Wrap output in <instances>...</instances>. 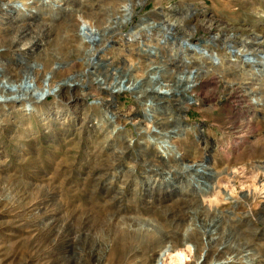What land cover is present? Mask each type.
<instances>
[{
	"label": "rangeland",
	"instance_id": "rangeland-1",
	"mask_svg": "<svg viewBox=\"0 0 264 264\" xmlns=\"http://www.w3.org/2000/svg\"><path fill=\"white\" fill-rule=\"evenodd\" d=\"M29 1L0 0V5L15 2L19 6ZM127 1L141 3L133 7L125 26L117 30L115 24L105 28L106 24L101 23L98 28H84L82 35L95 46L96 51L90 57L85 53L80 56L77 51L80 45L72 37L77 32L76 17L71 7L80 9L83 5L81 13L100 25V20L107 19ZM45 4L37 2L39 8ZM4 11L0 6V40H3L0 51L9 55L2 61L16 66L17 60H31L33 50L28 51V46L21 44L20 48L26 51L24 54L6 50L8 37L5 30L9 23ZM192 12L195 18H190ZM43 17L44 22L36 20L38 24L33 29L34 34L44 36L43 42L46 43L44 48H40L54 59L42 55L39 61L47 72L67 68L52 77L50 94L45 102L58 99L57 94L65 98L66 95L83 92L81 103L87 106L90 119L91 115H94L93 122L101 119L102 112L106 110L108 121L116 127L109 137L114 140L113 147L116 151H124L127 156L116 162L115 176L93 177L87 174V170L108 168L112 158L92 156L87 159V153L94 149L91 138L94 140L102 135V132L92 131L90 122L87 124L89 136L78 127L77 130L72 129L64 140L53 141L39 136L36 142L30 136L24 142L18 140L20 144L24 143L22 146L9 138V128L5 132L0 128L10 160L8 173L0 177V189L10 184L11 173H16L22 179L20 186L25 191L24 199L12 202L6 198L10 204L0 208V264H95L81 251L82 232H86L89 241L96 242L98 252L105 250L103 253L106 254L99 252L105 255L104 263L130 264L133 261L130 254L138 250L146 264L152 258L154 245L151 241L144 238L132 240L129 244L127 238L121 244L119 240L117 244L111 241L113 232L122 233L120 229L129 224L126 219L133 218L135 226L154 227L158 235L174 238L185 229L188 232L196 229L203 239L200 247L205 246L212 252L211 246L228 245L244 253L237 264H264V77L251 73L252 66L243 65L238 57H231L223 45L245 47L254 57L264 52V0H60L55 14ZM143 17L162 23L139 30L137 35L140 38L131 39L132 31L137 29ZM181 18L184 21L177 24ZM200 22L212 23L211 30L198 27ZM166 24L172 28L169 32L159 28ZM193 24L198 29L190 28ZM161 32L166 35L167 43L156 41V35H161ZM189 32L191 40L197 43L208 39L211 34H219L209 47L224 58L223 65L218 68L216 62L212 64L189 52L187 56L193 62L183 64L184 50L175 55L170 40H180ZM227 34L233 36L226 38ZM141 38L155 46L158 52L152 56L144 54ZM73 62L76 65L70 67ZM31 65L40 70V62H32ZM255 66L262 67L260 63ZM151 67L160 70L153 82L147 85ZM261 70L264 71L263 67ZM189 71H193L192 77ZM128 73L138 79L136 89L130 91L122 87L121 91L114 89L112 93L115 82L130 78ZM103 78L109 84H102ZM67 80L78 88L74 87L63 95L56 83ZM191 80L196 84L182 93V87ZM39 82L44 85L42 79ZM251 84L261 98L258 105H253L249 95L244 94ZM156 86L161 92L168 89L169 95L158 97L151 93L150 89ZM144 89L148 92L140 95L139 90ZM81 111L72 115H79ZM161 115L172 116L165 127L171 131L169 140L181 154V160L188 164L202 162L207 170L218 175L214 180L217 187L206 195L203 196L201 191L197 193L198 199L195 198L193 191L200 186L192 178L185 181L183 174L166 169L171 162H165L169 161L168 158L151 139L155 132L151 120ZM174 125H179L176 134L172 132ZM120 140L124 143L119 144ZM125 142L128 149H124ZM143 147L147 148L144 152ZM35 160H38L37 164ZM211 172L209 176H213ZM37 187L42 188L40 192ZM201 189H207L205 182L201 183ZM3 196L1 193L0 198ZM35 199L42 202L41 209L29 208L30 201H39ZM211 207H216L219 212H212ZM47 208L56 214V219L39 218ZM213 228V233L207 235ZM46 232H50L48 237L44 235ZM72 236L77 237L74 246L70 243ZM181 242L178 240L177 247L184 254L182 264H195L197 261L200 264L202 259L194 254L195 243L187 241L184 245ZM209 262L210 259L204 263ZM160 264L179 263L173 255L164 258Z\"/></svg>",
	"mask_w": 264,
	"mask_h": 264
},
{
	"label": "bare ground",
	"instance_id": "bare-ground-1",
	"mask_svg": "<svg viewBox=\"0 0 264 264\" xmlns=\"http://www.w3.org/2000/svg\"><path fill=\"white\" fill-rule=\"evenodd\" d=\"M39 1H43L46 4L39 8L38 7L39 4L37 5V2H39ZM59 1L60 0H31L27 3H24V4L19 5V6L16 5L15 2H13L11 4L3 2L0 5L2 8L5 9L4 14L7 16V19H8L7 23H9L8 29L5 30L7 33L6 36L8 37L6 39V42H5L7 44L6 50L14 52V53L19 52L20 54L26 53L25 50H22V48H20V44L22 46H28V49H26L28 51L30 49L33 50V52H32L33 54L30 56L31 60L24 61V62L17 60V62H15L16 66H10L8 63H3L2 59L5 56H8L9 54L7 55L6 52L0 51V128H1V131H3V132H5L6 128H9V132H10L9 138L13 139L18 145L22 146V145H24V143L20 144L19 141L21 140L24 142V141H26V138H28L30 136L31 137L33 136V138L36 142H37V139L39 136L47 137L53 141L54 140L56 141L58 139L60 141L62 139L64 140V138L67 137L68 133L72 129L77 130L78 127L81 131L88 132L87 136H89L90 132L88 131V125L87 124H88V122H90L92 131L93 132H95V131L102 132V135L98 138H95L96 140L95 139L93 140L91 138V144H92V147L94 149H91L90 152L87 153V155H86L87 159L92 157V156H94L96 158L105 156L104 158H112V161L110 162V166L108 168L99 169V167L95 166L97 168L93 167L94 169L87 170V174L93 175V177L94 176L95 177H98V176L102 177V176H108V175L115 176L117 173L116 169H115L116 162L119 160L120 157L122 158V156L123 157L127 156V154H123L124 151L118 150L121 148V146L117 147L118 151H116V149H114V147H113L112 142L114 140H110L109 137L111 136V134L113 133V130L116 127H115V125H111V123L108 121L109 117L107 116L108 114H107L106 110L104 112H102L103 117L101 119H96V121L93 122L94 115H91V119H90V114H89V111L87 109V106H84L81 103L83 101L84 93L83 92H77V93H73V95H66L71 90H73L74 87L76 89L78 88L73 83H72V85L69 84L68 80L66 82L57 81V83H56V86L59 90V93L66 95L65 98L64 97L60 98L59 97L60 95L57 94L58 99L54 98L49 103L45 102L47 97L50 94L49 91H50V84L51 83L49 84V82L50 81L52 82V80H51L52 77H54L55 73H61L63 71H66L67 68H65L64 70L56 69V70L49 71V72L46 71L45 67L42 65V61H39L41 59L42 55H44L45 57L48 55L47 53L45 54V50H42L44 48V44L46 42L45 43L43 42L44 36H42L41 33H35L34 34L33 29H34V27H36L35 25L38 24L36 22V20L44 22L45 17H43V16H47V15L51 16V15L55 14L56 10L59 8ZM140 3H141L140 1L123 2V4L119 5L115 9V11L112 13V15L106 17L107 19H105V20L103 19L102 21L100 20L99 21L100 25H96L94 23V21H92L90 18H87L85 16V14L81 13L80 9L84 8L83 5L80 6V9H76V8L73 9L71 7V10L74 11L73 14L76 17V32H77V34L73 35L72 37L74 39H77L76 43L80 45V49H77L79 55L82 56L85 53V55H87V56L89 55V57H90V56L94 55L95 51H96L95 46H93L92 43H90V41H88V39L84 35H82V33H84V28L94 29V28L100 27L101 23L102 24L105 23L106 24L104 26L105 28H109L115 24L117 27V30H118V29H120L121 26H123V25L125 26L127 24V20H130V16H131V13L133 11V7L135 5L140 4ZM34 4H36V5H34ZM91 4L93 5V3H90L89 5H91ZM61 9L65 10L64 7H62ZM92 9H95V8H92ZM99 9H101V8H99ZM194 14L195 13H193V12L190 13L189 14V16H191L190 18H195ZM69 15H72V14H69ZM72 18L73 17H71V19ZM183 21H184L183 18H181L176 22L178 24V23H182ZM160 22L149 21L146 19V17L141 18L139 20L137 26H136L137 29L135 31L134 30L132 31L133 35L130 36L131 39L136 38V37L140 38L137 35V32L139 30H142L145 28H147V29L154 28ZM104 27H102V28L105 29ZM198 27H201L206 31H210L211 27H212V23L200 22ZM198 27H196L195 24H193V26L191 25L190 28H194V30H196V29H198ZM63 28H65V27H63ZM159 28L164 32H169L172 29V28H170V26H168V24H166L164 26H160ZM70 29H69V31H70ZM72 31H70V32H72ZM164 32L163 33L161 32L162 33L161 35L160 34L156 35L157 36L156 41L158 43H165L167 41V37L164 34ZM70 35H71V33H70ZM190 35H191V33L189 32L185 35V37H183L182 39L180 38V40H176V41L174 39L170 40V45L172 46L171 50L175 53V55L179 54V52H178L179 50H181V49L184 50V52H183L184 54L181 57L183 64H192V62H193L192 59L189 56H187V53L189 52V53H191V55H198L197 58H204L205 60H209V62L212 64H214L216 62L218 64V66H217L218 68L221 65H223L224 58L219 53H217L215 50H213L209 47V44L213 43V40L216 39L218 36H220L219 34H217V33L211 34L208 39H205L204 41H201L198 43L191 40ZM232 36L233 35H231V34L230 35L227 34L226 38H229ZM65 38H66V36H65ZM141 42H143V46L145 47V49H142V52L144 54L152 56L158 52L157 48L155 46H152L151 43H145L144 39H142V38H141ZM2 43H3V40H0V44H2ZM223 43H225V42H223ZM90 44H91V46H90ZM223 45L227 48L226 50L228 51V53L230 54L231 57L233 56L235 58H237V57L240 58L243 65L244 64H250L252 66V72L251 73L260 74L264 77V71L261 70L262 67L264 69V54H262L264 52H262V53L259 52L257 57H254L250 54L251 53V52H249L250 49H247L245 47H235L232 44H227V45L223 44ZM1 46H3V45H0V47ZM40 47H43V48L41 49ZM9 48H12V50H9ZM75 55L77 56V54H75ZM48 56L53 58V56L50 54ZM59 61L57 63H60ZM32 62H36V63L40 62V64H41L40 70H39V68L32 67V65H31ZM61 62H63V61H61ZM257 63H260L262 67L260 68L258 66H255ZM82 64H83V62H82ZM71 65L72 66H70V67L75 66L76 62H73ZM157 67L161 68V65H158ZM157 67H155V68L151 67L150 68V72H148V74H147L148 75L147 82H146L147 85L150 82H153L155 75L156 76L158 75V72L160 69ZM81 72H83V70H81ZM129 75H130L129 79L121 80V81H118L117 83L115 82V85L114 86L112 85L113 86L112 87V93H114V91H113L114 89H116L117 92L121 91L122 87H125L126 90H130V91L136 89V87H137L136 84L138 82V79L135 78L134 74H129ZM189 75H190V77H192L193 71H189ZM187 78H189V77H187ZM39 79H42V81L44 82V85H41V83L39 82ZM98 82L101 83L100 80ZM102 84H109V83H107V81L103 78ZM195 84H196V82L194 80L193 81L191 80V82H188V84H185V85L183 84L184 86L181 89V91H183L182 93H185L184 91L190 90ZM263 84H264V82H263ZM249 87L250 88L247 91H245L244 94L249 95V100L253 105H258L261 98L259 95H256V92H254V89L256 87L253 86V84H251ZM159 89L160 88H158L156 86V87H152L150 90H151V93H154L158 97H163V96L169 95L168 89H165L163 92H161V90H159ZM256 90H258V89H256ZM146 91H147L146 89L139 90V93H140V95H144V94H146ZM146 100H150V99H146ZM187 104L188 103L186 102V107H188ZM81 109H82V111L80 112L79 115H72V114L78 113V111H80ZM170 116L161 115L160 118L155 116L156 118L154 120H151V122L153 121V123H154L153 125L155 128V130H154L155 132L153 133V135H152L153 137L151 139H154V143L157 145V148H160L162 150V152L164 153V155L168 158L169 161H165V162H171V163H169L170 165L167 164L168 168H166V169L167 170L172 169L179 175L183 174L185 176V179H184L185 181L192 178L196 182V184L200 186L199 188H196L193 191V193L195 194V198L198 197L197 193H199L201 191H202V195L204 196L207 193H209L210 189H215L217 187L216 182L214 184V180L216 179V177L218 175L212 173L210 170H207L206 169L207 167H205L204 163H202V162L201 163L188 164V163L181 160V154L177 151L176 146L169 140V138L171 136V131L165 127L171 121L172 116L171 117ZM88 118H89V120H88ZM178 126L179 125H174V127H172V129H173L172 132H175V134L178 133V131H179ZM140 133H142V132H140ZM125 136H127V133L125 134ZM147 136L149 137L148 132H147ZM150 136H151V134H150ZM149 139H150V137H149ZM4 141H3V138L1 137V134H0V177L2 176V174L8 173L7 172L9 169L8 166L10 164V160L8 159L9 154H8V152L4 146L5 145ZM118 142H119V144L124 143V141H121V140ZM128 147H129V145L126 144V142H125V148L124 149H128ZM145 149H147V148L143 147L142 152H144ZM38 156L35 155V159L36 158L38 159ZM93 159L95 160V158H93ZM171 159H173V160H171ZM35 161H36L35 163L37 164L38 160H35ZM98 166H100V165H98ZM209 172H211V174H213V176H209L208 175ZM153 173H154V175L157 174L156 172H153ZM11 174H12V179L10 181V184H7L0 189V194L4 193V196L0 198V208L4 204H7V205L10 204L8 202L9 201L8 199H11L12 202L13 201L19 202L22 199H24V196H25V195H23V193L25 191L22 188V186H20L21 185L20 181L22 179L20 178V176L16 175V173H11ZM52 174H53V172H52ZM204 178H206L205 181H202ZM203 182H205L208 190L207 189H204V190L201 189V183H203ZM40 189H42V188L37 187V191L40 192ZM183 189H185V187ZM41 192H42V190H41ZM42 193H44V192H42ZM36 196H38V195H36ZM6 198H8L7 199L8 201L5 200ZM224 199H226V198H224ZM35 200H39V199H35ZM192 201H193V199H192ZM45 202H47V201H45ZM194 202H195V200H194ZM23 205H24V203H23ZM41 205H42V202L40 200L37 202L36 201L32 202V203L30 201L29 208L35 207L36 209H39V207H40V209H41ZM45 205H47V204H45ZM43 207H44V205H43ZM210 210L212 212L214 211V213L219 212V210L216 207H213V208L211 207ZM40 213H41V211H40ZM40 215H41V217H39V218H41V220L42 219L43 220H48V219L50 220V219L55 218V216H56V214H54V212H50L49 209L43 211ZM126 220H127V223H129V224L126 225V227H124L123 229L118 228V230L120 229V231L122 233L117 234L116 232L115 233L113 232L114 235L112 236L111 241L112 242L115 241L116 244H117L118 240H119V244H121L122 241L125 240V238H127L128 244L132 240H136L138 238H142V239L144 238L146 240L151 241V243L154 245L153 253L151 255L152 258H151V261L146 263V264H160V262H162L164 258H166L168 256L169 257L173 256V255H174V258H176L178 260V263L182 264V259H183L184 254H183L182 250L178 249V247H177L178 240L180 241V239L182 240L181 243L184 245L187 243V241L195 243L194 254L198 256L199 260L202 259V262L200 264H206L204 262H207V260H209V259H210V262L208 264H237V263H239V261H241L242 257L244 256V253L237 252L238 250H235V249L233 250L228 245L227 246H221V247L211 246V248L214 249L212 252H210L207 248H205V246L200 247L201 244H203V239H202V235H200L196 229H193L191 231L189 230V232L185 229L182 234L180 233L178 236H176L174 238L173 236L172 237L165 236V234L158 235L157 232H155L156 229L154 227L149 229L147 227L142 228V226L141 227L135 226L136 225L135 224V221H136L135 218H133L132 220H129V219H126ZM46 227H48V226H46ZM49 228H50V226H49ZM50 229H52V227ZM214 230H215V228H213V230L210 229L206 234L210 235L213 233ZM49 233L50 232H46V233H44V235L48 237ZM85 233L82 232V234L80 236V242L82 244L80 248H81V251L83 252V254L86 255L87 257L90 256V258L95 261V264H111V263H104L106 261V258H105V255H102V254L105 253V252L103 253V251H105V250H102L101 252L99 251L100 253H102V254H100L98 252L99 249L95 246L96 242L89 241L90 238H88L89 236L87 237V235ZM108 238H109V236L107 234L106 239H108ZM177 238H178V240H177ZM76 239H77L76 236H72L70 238L71 245L74 246L75 244H77ZM210 239H212V238H210ZM94 240H95V238H94ZM124 242H126V241H124ZM131 244H133V243H131ZM223 245H224V243H223ZM110 246H111V243H110ZM93 247L95 249H97V251ZM123 247H125V245ZM72 248H74V247H72ZM138 249L140 250V248H138ZM130 255H131L130 257H132V260H133L130 264H144V256L142 254H140V251H138V250L134 251ZM223 255H226V257H223ZM195 264H198V261Z\"/></svg>",
	"mask_w": 264,
	"mask_h": 264
}]
</instances>
